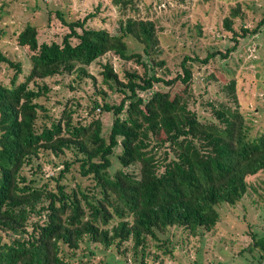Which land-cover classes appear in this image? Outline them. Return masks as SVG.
Returning <instances> with one entry per match:
<instances>
[{"label": "trees", "instance_id": "obj_1", "mask_svg": "<svg viewBox=\"0 0 264 264\" xmlns=\"http://www.w3.org/2000/svg\"><path fill=\"white\" fill-rule=\"evenodd\" d=\"M120 2L131 3L114 0ZM57 16L68 28L60 43L39 44L36 28L28 24L16 35L17 46L31 53L26 73L0 51V65L13 70L9 83H0V232L10 242L0 246V264H91V244L143 257L147 238L161 242L157 235L170 228L191 235L211 231L219 222L218 206L234 207L246 194L247 179L264 172V129L252 136L237 106L202 100L200 93L199 103L192 100V64L209 66L219 53L184 56L175 76L166 78L150 73L149 63L159 69L165 64L158 59L154 21L129 17L112 35L85 27L92 14L69 23ZM238 16L240 11L232 9L223 19L234 42L220 54L223 59L235 51L239 38L264 26L263 15L251 31L240 27L237 33L232 26ZM129 38L140 52H129ZM110 53L138 67L120 78L110 63L100 66L101 84L122 95L119 104H107L106 92L97 90L102 103L92 100L88 121H74L80 105L69 99L56 100V107H63L58 117L50 115L42 102L51 93L45 81L74 74L79 82L90 78L95 85L87 68ZM216 79L206 72L203 81ZM65 88L74 91L71 84ZM224 90L235 102L234 83L221 85L219 91ZM96 109L113 116L107 136ZM68 152L98 194L90 196L80 184L67 189L59 183L69 161L63 162L53 189L36 187L23 174L43 155ZM114 155L120 169L111 176ZM34 217L38 220L32 222ZM84 248L87 254L78 255ZM166 252L170 249L164 247Z\"/></svg>", "mask_w": 264, "mask_h": 264}, {"label": "rangeland", "instance_id": "obj_2", "mask_svg": "<svg viewBox=\"0 0 264 264\" xmlns=\"http://www.w3.org/2000/svg\"><path fill=\"white\" fill-rule=\"evenodd\" d=\"M130 1L124 7L121 2L115 5L114 0H0V51L8 59L21 63L26 73L31 53L27 48L17 46L16 35L27 24L36 28L40 44L60 43L68 33V28L57 13L67 23L82 20L92 14L93 17L87 20L85 27L105 29L112 35L118 33L119 22L126 18L149 19L154 21L159 38L161 54L158 59L165 63L161 69L153 68L149 63L152 69L150 73L172 78L179 71L178 66L184 56L197 55L202 59L207 53H219L209 66L192 64V100L196 98L199 103L201 94L202 100H218L237 106L252 136L263 131L264 26L255 34L249 33L239 38L235 51L230 52L227 58H221L220 54H225L234 45L232 34L223 27V19L232 9H238L240 16L234 19L233 29L237 33L240 27L251 31L264 15V0ZM72 43L76 44V41L72 40ZM128 48L129 52L141 51L131 38L128 39ZM105 62L111 64L120 78L124 71L138 68L134 62H123L110 53L87 68L89 75L96 80L95 85L90 78L82 77L79 82L74 74L47 79L45 84L50 87V98L42 102L48 113L58 117L63 105L57 108L54 103L56 100L65 102L69 99L80 105L74 114V121H88L87 109L92 106V100L97 99L99 104L102 103L100 96L95 95L97 90L106 92L107 104L118 105L122 95L101 84L100 66ZM206 72L213 73L216 81L204 83ZM12 74L13 70L7 65H0V83L8 84ZM231 82L234 83L235 102L227 97L228 91H219L221 85ZM68 84L74 87V91L65 88ZM94 116L101 119L102 135L107 136L113 120L112 114L96 109ZM119 152L117 150L116 154ZM74 159L69 152L65 157L46 154L40 160H35L31 169L26 167L23 174L28 180H34L36 187L48 185L53 189L55 179L64 169L63 162L69 161L72 165L59 183L67 189L80 184L85 192L90 191V196L98 194L93 180L80 176ZM112 159L113 166L109 170L111 176L120 169L115 160L116 155ZM136 168L128 170L136 173ZM247 183L246 194L234 207L223 203L218 206L219 222L209 232L199 230L196 235H191L182 228H170L166 233L157 235L161 242L147 238L143 257L141 253L133 256L132 250L125 255H118L102 249L100 245L95 248L91 244L89 248L95 254L88 259L91 264H141L142 258L144 264H264V172L248 178ZM35 220L38 217L32 218V222ZM0 237V246L10 243L1 232ZM164 247L170 249V252L164 254ZM77 253L83 255L87 251L84 248Z\"/></svg>", "mask_w": 264, "mask_h": 264}, {"label": "water", "instance_id": "obj_3", "mask_svg": "<svg viewBox=\"0 0 264 264\" xmlns=\"http://www.w3.org/2000/svg\"><path fill=\"white\" fill-rule=\"evenodd\" d=\"M256 78H258V74L256 75Z\"/></svg>", "mask_w": 264, "mask_h": 264}]
</instances>
